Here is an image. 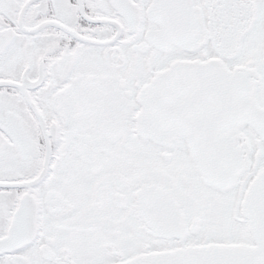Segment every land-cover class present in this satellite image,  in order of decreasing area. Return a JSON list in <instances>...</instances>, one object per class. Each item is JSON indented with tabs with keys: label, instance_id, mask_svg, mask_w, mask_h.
Instances as JSON below:
<instances>
[{
	"label": "snow or ice",
	"instance_id": "obj_1",
	"mask_svg": "<svg viewBox=\"0 0 264 264\" xmlns=\"http://www.w3.org/2000/svg\"><path fill=\"white\" fill-rule=\"evenodd\" d=\"M0 264H264V0H0Z\"/></svg>",
	"mask_w": 264,
	"mask_h": 264
}]
</instances>
